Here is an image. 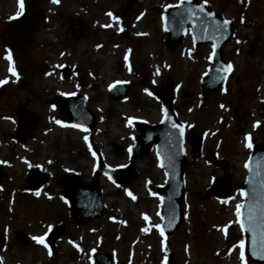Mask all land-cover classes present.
Instances as JSON below:
<instances>
[{"label":"flooded vegetation","instance_id":"1","mask_svg":"<svg viewBox=\"0 0 264 264\" xmlns=\"http://www.w3.org/2000/svg\"><path fill=\"white\" fill-rule=\"evenodd\" d=\"M139 1L130 14L119 17L120 22L128 23L133 18L145 27L148 37L166 40L168 34L164 30V11L167 7L179 4L181 0H164L163 5L154 9V14H150L151 10L139 14ZM195 1L206 5L215 14L222 15L233 24L234 43L224 54L225 60L233 68L236 65L233 58L240 55L244 48L241 46L248 43L244 33L241 38L243 43L238 42L239 26L251 23L255 35L264 32V18L261 20L264 15V0ZM79 5L80 12H70L67 9L69 5L63 0H59V3H53L52 0L43 2L45 22L32 50H40L39 62L27 61L22 65L23 90L27 94L23 98L24 101L22 100V107L14 108L11 105L12 110L20 113L17 131L11 133L17 137L11 136V147L3 143L4 150L0 153V209H5L10 215V225L0 232V264H169L172 255L175 256L177 264H188L181 247H178V251H169L168 248L159 251L153 237L141 243L150 233L149 230L152 233L155 231L156 222L151 224L147 216H141L139 219L131 217L132 212L116 204L115 199L122 194L136 202V198L141 195L139 191L143 183L147 192L157 194L158 187L166 181L165 171L159 164L155 147L149 148L144 157L135 160L129 151L135 138L142 134V123L154 125L161 121L162 99L155 98L153 93L149 95L161 107L157 120L151 117L152 106L147 103L146 106L140 104L136 117L129 122L131 132L119 142L112 143L109 150L111 154L105 152V3L101 9L99 5L87 1H80ZM93 6L100 14H90L89 9ZM253 15L257 16L259 22L251 21L250 16ZM101 18L104 21H101ZM52 34L55 40L48 42L46 36ZM187 40L193 49L191 55L194 57L195 53L199 54V63L207 64L209 70L212 66V45L205 44L195 49L190 26H187L185 35V42ZM48 45H52L54 50L61 47L69 50L70 63L58 62L61 65L57 66L58 71L71 80L68 85L70 89L63 92L59 87L46 89L43 80L41 81L47 71L53 70L48 55L54 51L48 48ZM5 48L10 51L8 46ZM46 48L47 53H43ZM92 53H95V56L90 59L89 55ZM253 55V51L248 54L250 59ZM66 56L67 53L61 56L62 61ZM232 74L231 69L219 94L227 90V81L232 78ZM54 80L58 84L61 79L51 78V81ZM235 81L238 82V79ZM129 83L131 92L127 102H130L133 96L140 97L136 85ZM163 85L161 86L164 87ZM30 87L35 89L29 91ZM226 94L233 98L232 88H229ZM217 95L218 93L212 94L208 103ZM108 100L114 105L120 104L113 102L110 95ZM35 103L42 109V113L32 109ZM200 103L203 105L202 99ZM226 105L233 115H238L241 121H244L246 114L241 104L228 100ZM66 106L74 111L72 119L63 111ZM175 110L181 117L182 106H178L177 102ZM54 115L58 116L57 120L61 122L59 124H65L64 130L81 134V143L76 139L73 143L63 142L61 135L54 137L55 133L59 134L56 129H52L55 123ZM235 119L238 124L237 117ZM69 123L76 124L79 128L69 127ZM85 136L88 137L87 141ZM16 150L21 156L18 163L22 167L18 170L13 166ZM186 152L189 157L187 135ZM105 164L111 168H119L121 172L117 173V180L122 182L120 185L105 175ZM188 164L184 169L185 178L188 174ZM223 170L222 177L230 179L233 192V177L226 166ZM155 181L160 183L155 184ZM67 188L71 189L70 195L74 197L73 210L64 197ZM72 212L79 215H101L97 218L76 220L72 218ZM189 217L190 213L185 210L182 226ZM30 219L32 223L28 221ZM17 220L18 224L11 226ZM139 221L145 224H139ZM160 224L161 221L159 226ZM56 228L58 230H55ZM53 230L57 231L55 235ZM154 235L157 237V232H154ZM172 236L167 237L165 243ZM33 237H43L44 243H37ZM244 264L252 263L245 261Z\"/></svg>","mask_w":264,"mask_h":264},{"label":"rangeland","instance_id":"2","mask_svg":"<svg viewBox=\"0 0 264 264\" xmlns=\"http://www.w3.org/2000/svg\"><path fill=\"white\" fill-rule=\"evenodd\" d=\"M63 1L69 5L67 9L70 12L77 10L80 12V1L99 5V9L105 3V25H111L105 27L106 153L111 154L109 150L112 143L119 142L123 136L131 132L129 121L136 117V110L140 104L146 106L147 103L148 106H152V119L159 118L160 104L155 102L149 93L154 89L155 84L157 86L166 84L169 79L173 80L175 85L174 100L178 106H182L181 120L186 124L189 132L195 131L204 137V148L201 153H193L189 147V166L186 176L188 199L184 204V211L191 212L190 217L185 219L178 234L172 236L169 241L165 243V239L159 234V227H157L160 222V201L155 192L146 191L145 183L141 185V191H139L141 195L136 198V202L129 200L123 194L115 199L118 206L133 213L131 217L135 216L139 219L141 216H147L148 222L151 224L156 222L154 232H157V237L154 232L149 230L150 233L144 237L141 243H144L145 239L153 237L159 251L166 248L169 251H178V247H181L184 250V259L188 264H242L239 242L243 236L240 234V216L237 215V206L239 205L241 209L243 197L237 187L246 177V163L251 152V147L248 145L252 146L256 141L264 138V32L255 35L252 32L251 23L239 26L237 38L240 40L238 42L241 41L242 33H244L247 35L245 40H248V43L241 46V48L244 47L241 54L233 58L236 65L232 68V78L227 81V90L232 88L233 98L226 94L227 90H224L202 106L199 96L200 79L207 71L208 65L199 63V54L195 53L194 57L191 55L193 49L188 40L174 53H171L166 47V40L159 37H148L145 27L141 23L135 22L133 18L128 23L114 19V17L121 16L125 0ZM139 2V14L147 13L146 10H151L150 14H154V9L158 5L164 4V0H140ZM262 4L264 11V1ZM89 10L90 14H100L96 11L95 6ZM109 12L112 13V16L108 15ZM236 13H239L238 8ZM18 14H20V0H0V81H5L0 84V145H2L0 153L4 150L5 144L3 145V143L12 146L13 141L11 139L10 142V138L11 136L17 137V135H11V133H15L20 124V113L12 110L11 105L14 108L22 107V100L24 101L23 98L27 94L24 92V84H22V65L24 64L22 55L16 50L9 53L5 48L8 45L12 46L6 31L9 20ZM256 18L255 15L250 16L251 21L259 22ZM263 18L264 15L261 20ZM101 21L104 19L101 18ZM46 38L48 42L55 40L54 34L46 36ZM232 45H228L226 49L229 51ZM48 48L54 51L49 52L48 55L53 70L47 71L41 81L43 80L46 89L59 87L61 92L68 90L71 80L61 74L57 66L61 65L58 62L70 63L69 50L64 47L54 50L52 45H48ZM46 50L47 48L43 53H47ZM250 51L254 52L251 59L248 56ZM65 53L67 56L62 61L61 56ZM9 54L11 60L7 58ZM94 54H90L89 58L94 57ZM39 55L40 50L31 51L29 56L31 62H39ZM10 68L14 70L15 75L9 71ZM52 76L56 80L61 79L58 81L59 85L55 80L51 81ZM236 79L238 82L235 81ZM117 81L134 83L140 97L133 96L130 102H119L118 105L110 103L108 100L109 87ZM32 89L35 88L30 87L29 91ZM10 100L12 102H9ZM228 100L234 104H241L246 114L239 127L234 115L226 109ZM32 109L42 113V109L36 103L32 105ZM108 110L112 111L108 112ZM46 112L48 113V109ZM51 114L54 113L51 112ZM55 115L54 126L53 123L51 126L59 134L55 133L54 137L61 135L63 142L73 143L74 139L80 142L81 134L64 130L65 124L56 123L58 116ZM57 140L59 139L57 138ZM125 142L128 143V141ZM9 151L6 150V152ZM13 157L15 162H13V166L15 165V170H18L19 167H22L18 163L19 157L21 159L18 150ZM16 159L18 160L15 161ZM224 166L233 177L234 188H237L233 191L230 200L226 202L206 195L213 179L223 174ZM155 182V184L160 183ZM127 216L129 217V215ZM9 217L10 215L5 209H0V232L5 231L10 225ZM19 217L22 216L19 215ZM28 221L32 223L31 219ZM18 222L19 220L14 221L11 226L15 227ZM138 223L143 224L140 221ZM150 234L151 236H149Z\"/></svg>","mask_w":264,"mask_h":264},{"label":"water","instance_id":"3","mask_svg":"<svg viewBox=\"0 0 264 264\" xmlns=\"http://www.w3.org/2000/svg\"><path fill=\"white\" fill-rule=\"evenodd\" d=\"M43 0H27L25 11L20 19L10 25V44L14 50L21 52L22 59L28 57L34 45V35L44 21V14L40 9ZM136 0H127L125 12L130 11ZM164 30L168 34L167 46L174 51L184 39L186 27L191 26L195 47L211 43L214 47L213 67L209 70L201 83V96L207 101L212 92L218 91L228 74L227 64L224 62V46L229 43L234 35L233 25L229 21L224 24L225 18L216 15L206 6L193 1H181L175 7L165 10ZM130 93V86L126 83H116L111 87L110 96L113 101H124ZM158 98H163V119L155 126L141 125V136L135 139L131 147L133 160L143 157L147 150L155 145L161 166L165 169L167 182L158 189L161 199V230L166 235H173L180 227L183 219L182 206L186 200L184 182V167L187 164L185 150V126L177 117L173 109V86L169 82L164 89L154 92ZM71 101V99H69ZM71 119L74 111L67 106L63 108ZM167 114V115H165ZM37 120V119H36ZM173 124L183 128L173 127ZM76 126V124H70ZM193 151L200 152L202 139L194 133L191 135ZM121 170V169H120ZM119 169H110L105 166V175L117 184ZM244 202L240 211L242 229L245 236V254L249 261L255 264H264V142L253 147L250 160L247 164V178L240 185ZM64 197L74 209V197L67 188ZM231 183L226 179H216L208 189V194L217 197H227ZM101 213L79 215L74 212L71 216L78 220L86 217H99ZM240 223V224H241ZM58 230V229H56ZM57 231L53 234L55 235ZM169 264H176L172 255Z\"/></svg>","mask_w":264,"mask_h":264},{"label":"snow or ice","instance_id":"4","mask_svg":"<svg viewBox=\"0 0 264 264\" xmlns=\"http://www.w3.org/2000/svg\"><path fill=\"white\" fill-rule=\"evenodd\" d=\"M52 2L53 3H59V0H52ZM20 7H21V9L23 8V2H22V0H20ZM108 15L109 16H112V13L109 12ZM114 19H117L118 20L119 18L118 17H114ZM228 23H229V21H227V20L224 21V24L225 25H227ZM110 26L111 25H105V27H110ZM7 58L9 60H11V55L9 54ZM209 58L211 59V57H209ZM231 69H232V65L231 64L227 65V70H231ZM9 71H12L13 72V75L16 74L14 72V70L11 69V68L9 69ZM3 83H5V81H0V84H3ZM149 94H151V93H149ZM221 107H223V106H221ZM165 115H167V114H165ZM129 122H131V120ZM56 123L59 124L61 122L59 120H57ZM173 127L180 128L181 135H183V128L180 125L173 124ZM85 131H87V129H85ZM84 139H85V141H87L88 137L85 136ZM248 146L251 147V144H249ZM129 151H131V148L129 149ZM93 155H95V153H93ZM38 194L39 193H37V195ZM129 195H131V193H129ZM242 195H243V193H242ZM237 215L238 216L240 215V206L239 205L237 206ZM145 219H147V217H145ZM157 227H159V225H157ZM240 227H241V229L244 228L243 223H241ZM161 234H163V233H161ZM33 240H36L37 243H44V238L43 237H33ZM45 246L47 247V245H45ZM244 248H245V241L241 239L240 242H239V251H240V260H241L242 264H244V262H245V252H244Z\"/></svg>","mask_w":264,"mask_h":264}]
</instances>
